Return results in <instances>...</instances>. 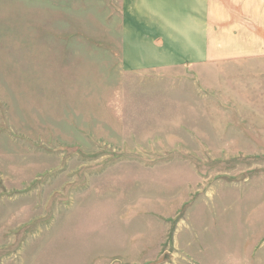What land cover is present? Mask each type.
I'll return each instance as SVG.
<instances>
[{
  "label": "rangeland",
  "instance_id": "rangeland-1",
  "mask_svg": "<svg viewBox=\"0 0 264 264\" xmlns=\"http://www.w3.org/2000/svg\"><path fill=\"white\" fill-rule=\"evenodd\" d=\"M133 1L0 0V264H264V73L128 70Z\"/></svg>",
  "mask_w": 264,
  "mask_h": 264
},
{
  "label": "crops",
  "instance_id": "crops-1",
  "mask_svg": "<svg viewBox=\"0 0 264 264\" xmlns=\"http://www.w3.org/2000/svg\"><path fill=\"white\" fill-rule=\"evenodd\" d=\"M125 12L123 66L134 73L199 75L221 63L229 73H264V0H135Z\"/></svg>",
  "mask_w": 264,
  "mask_h": 264
}]
</instances>
